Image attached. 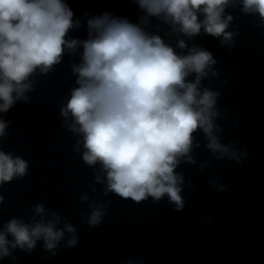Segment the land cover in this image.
<instances>
[{
    "label": "clouds",
    "instance_id": "9594fccd",
    "mask_svg": "<svg viewBox=\"0 0 264 264\" xmlns=\"http://www.w3.org/2000/svg\"><path fill=\"white\" fill-rule=\"evenodd\" d=\"M134 2L142 13L136 22L107 10L90 15L87 37L81 40L68 37L82 22L74 19L66 0H0V113H7L18 100L28 101L30 78L37 69L47 73L61 62L65 51L82 49L80 62L72 65L77 86L70 89L60 112L71 118L68 127L81 138L77 144L84 149V163L99 165L101 175L95 180L104 185L105 195L113 193L134 202L149 197L158 202L167 197L179 212L185 207L181 194L184 176L176 169L182 161L196 164L192 153L201 147L200 133L215 160L242 163L248 151L221 140L223 130L217 124L221 93L202 85L210 74L219 75L213 53L201 46L189 48L183 39L174 48L146 26L156 18L188 38L201 31L222 38L223 46L231 44L237 34L228 30L234 19L226 14L229 5L239 3L241 12L258 15L264 26V0ZM9 123L0 118V138L6 135ZM28 172L27 160L0 150V186ZM3 202L0 195V204ZM33 207L34 215L27 221L12 216L3 223L0 260L15 259L16 249L31 253L38 241L54 256L66 233L70 234L66 247L79 242L73 224L65 220L58 227L61 218L55 211L43 203ZM105 209V204L90 205L89 226L102 223Z\"/></svg>",
    "mask_w": 264,
    "mask_h": 264
},
{
    "label": "water",
    "instance_id": "95a60500",
    "mask_svg": "<svg viewBox=\"0 0 264 264\" xmlns=\"http://www.w3.org/2000/svg\"><path fill=\"white\" fill-rule=\"evenodd\" d=\"M240 9L233 5L229 31L237 34L225 44L215 90L221 140L248 156L215 160L203 136L162 264H264V26Z\"/></svg>",
    "mask_w": 264,
    "mask_h": 264
}]
</instances>
